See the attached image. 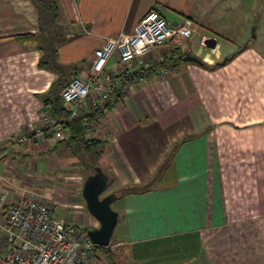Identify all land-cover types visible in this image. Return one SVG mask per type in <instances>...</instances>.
Returning <instances> with one entry per match:
<instances>
[{
	"label": "crops",
	"instance_id": "0c3cea01",
	"mask_svg": "<svg viewBox=\"0 0 264 264\" xmlns=\"http://www.w3.org/2000/svg\"><path fill=\"white\" fill-rule=\"evenodd\" d=\"M58 3L69 30L57 55L72 77L87 75L95 49L133 31L152 8L171 25L193 22L191 37L135 58L114 78L116 108L91 115L100 104L92 95L79 107L95 123L90 137L104 143L100 167L111 170L102 197L115 193L119 217L107 254L128 264H264V0ZM39 18L33 0H0L1 166L31 164L58 142L48 135L18 143L40 126L42 97L57 78L39 67L41 49L15 37L39 36ZM187 53L200 61L184 60ZM118 64L115 53L105 71ZM73 177L74 195L58 201L66 212L58 217L88 231L100 223L82 194L87 177L80 186Z\"/></svg>",
	"mask_w": 264,
	"mask_h": 264
},
{
	"label": "built area",
	"instance_id": "2783aa9c",
	"mask_svg": "<svg viewBox=\"0 0 264 264\" xmlns=\"http://www.w3.org/2000/svg\"><path fill=\"white\" fill-rule=\"evenodd\" d=\"M192 25L191 19L171 25L157 8H152L133 31H121L117 36L106 38L94 51L89 73L73 77L61 91L63 100L71 106L69 118L79 113L80 106H88L86 101L90 95L96 103L108 99L114 78L135 58L143 60L155 48L168 42L181 44L191 37ZM115 53L119 55L117 69L106 72ZM159 60L162 61L163 56ZM129 88L126 83L124 89ZM111 105L116 108L120 104L112 101ZM83 122L87 126L86 135L90 137L95 123L88 118ZM48 135L57 140L68 137L64 122L50 110L44 113L40 126L20 136L18 143H27L31 138L43 141ZM94 246L88 232L76 220L55 216L48 199L33 192L11 200L5 193L0 196V264H90Z\"/></svg>",
	"mask_w": 264,
	"mask_h": 264
},
{
	"label": "trees",
	"instance_id": "16d2710c",
	"mask_svg": "<svg viewBox=\"0 0 264 264\" xmlns=\"http://www.w3.org/2000/svg\"><path fill=\"white\" fill-rule=\"evenodd\" d=\"M36 4L40 18L39 30L40 35L24 34L15 36L18 39L28 41L31 45L42 50V56L39 60V67L53 71L57 78L52 83L48 94L42 97L44 104L50 112L63 121L67 131V139L58 140L55 148H66L73 155L77 156L85 169H88L93 174L96 166H100L99 159L104 152V143L102 140L95 137H87V126L84 125L86 112H79L76 116L69 118L71 113L70 104H66L63 100L61 91L65 85L73 78L75 74L70 70L71 65H65L58 60L57 46L55 40H62L65 32L59 33L56 28L62 25L60 22V6L58 0H33ZM44 18H49V26L52 28L50 35L42 31V23ZM61 23V24H60ZM64 25V24H63ZM62 25V26H63ZM46 40V45L43 47L41 41ZM72 69V68H71ZM112 100L110 95L108 99L94 108L91 115H95L100 109L111 106ZM103 250L108 252V247L95 245L94 250ZM112 257V254L107 255Z\"/></svg>",
	"mask_w": 264,
	"mask_h": 264
},
{
	"label": "rangeland",
	"instance_id": "374dc122",
	"mask_svg": "<svg viewBox=\"0 0 264 264\" xmlns=\"http://www.w3.org/2000/svg\"><path fill=\"white\" fill-rule=\"evenodd\" d=\"M60 22L63 25L62 18H60ZM49 25V18H44L42 31L47 35L52 33V28ZM62 25L59 26V28L55 27V29L59 33H67V30H69L68 25ZM57 41L59 40H56L54 43L56 44ZM41 45L45 47L46 40H42ZM80 76L82 75L80 74ZM48 150L44 153H42V151L41 154H38L31 164L21 165L19 163H9L5 166H1L0 162V196L5 193L8 195V198L16 199L23 193L33 192L35 195L42 196L49 200L51 206L54 208V214L57 217L65 216V208L63 205L59 204L58 201L66 196L70 198L74 195L73 191L75 186H73V183L76 180L72 179V177H78L77 182H79L80 186L82 185L83 180L86 179L85 177H88L91 172L88 169H85L79 158L70 153L68 149L54 148V150H52L53 153L48 152ZM57 153L58 155L54 157V164L49 168L51 155ZM69 153L76 157V159L78 158V160L73 159ZM29 161L31 160H28L27 162ZM103 162L106 163L105 161ZM99 164H102V162H99ZM104 170L111 172L108 167H104ZM51 182L53 186L49 184ZM46 185L51 186V188H46ZM55 188L57 191H55ZM109 189L110 188H108L107 191H109ZM113 238L114 237H112V240ZM95 252H97L96 257L98 260L93 262V264H128L119 260L116 253L110 257L107 256L109 254H106L103 250L98 249Z\"/></svg>",
	"mask_w": 264,
	"mask_h": 264
},
{
	"label": "water",
	"instance_id": "95a60500",
	"mask_svg": "<svg viewBox=\"0 0 264 264\" xmlns=\"http://www.w3.org/2000/svg\"><path fill=\"white\" fill-rule=\"evenodd\" d=\"M214 39L207 37L205 43L210 44ZM184 60L200 61L198 57L187 53ZM108 186V175L100 166H96L95 172L89 175L83 185L82 194L86 201L88 211L99 221L100 225L89 229L87 232L92 242L97 246H109L119 214L111 206L115 193H109L102 197Z\"/></svg>",
	"mask_w": 264,
	"mask_h": 264
}]
</instances>
